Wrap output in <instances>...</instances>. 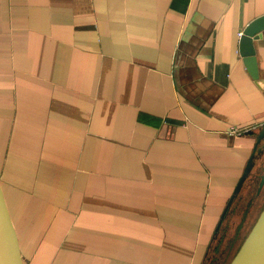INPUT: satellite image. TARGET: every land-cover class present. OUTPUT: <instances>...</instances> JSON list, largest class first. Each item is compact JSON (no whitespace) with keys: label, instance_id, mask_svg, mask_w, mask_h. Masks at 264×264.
Returning a JSON list of instances; mask_svg holds the SVG:
<instances>
[{"label":"crops","instance_id":"obj_1","mask_svg":"<svg viewBox=\"0 0 264 264\" xmlns=\"http://www.w3.org/2000/svg\"><path fill=\"white\" fill-rule=\"evenodd\" d=\"M262 15L264 0H0V189L24 264L210 263L248 163L264 176V89L239 48ZM254 43L264 79V30Z\"/></svg>","mask_w":264,"mask_h":264},{"label":"water","instance_id":"obj_2","mask_svg":"<svg viewBox=\"0 0 264 264\" xmlns=\"http://www.w3.org/2000/svg\"><path fill=\"white\" fill-rule=\"evenodd\" d=\"M264 30V15L253 20L240 38V53L253 78L264 89V79L259 72L255 36ZM249 133H254L250 130ZM253 160L248 163L235 191L225 208L217 230L226 217L235 199L239 196L253 169ZM264 184V177L262 179ZM261 189V188H260ZM0 264H24L17 239L0 189ZM229 264H264V209Z\"/></svg>","mask_w":264,"mask_h":264},{"label":"rangeland","instance_id":"obj_3","mask_svg":"<svg viewBox=\"0 0 264 264\" xmlns=\"http://www.w3.org/2000/svg\"><path fill=\"white\" fill-rule=\"evenodd\" d=\"M260 212L261 210H254L249 213L244 205L232 209L230 217L224 221L223 229L220 230L217 240L213 243L209 264H228L231 261Z\"/></svg>","mask_w":264,"mask_h":264},{"label":"flooded vegetation","instance_id":"obj_4","mask_svg":"<svg viewBox=\"0 0 264 264\" xmlns=\"http://www.w3.org/2000/svg\"><path fill=\"white\" fill-rule=\"evenodd\" d=\"M264 177V176H263ZM263 177H256V175H255V177H252L251 176V178H249V180H247V182L248 181H251V182H253V184H249V185H253V186H250L252 189H251V191L250 192H245V197L243 198V200L241 201V202H237V203H235L234 204V206L229 210V212L227 213L228 215H226V218H225V220L226 219H228L229 217H230V214H231V212H232V209H236V208H238V207H240L241 205H244L245 206V209H248V211H249V213H252L254 210L255 211H258V210H262V209H255V208H253L252 206H253V204H252V198H254V196L256 197V196H258V198H260L261 196H262V194H263V197H262V200L261 201H263V206H264V190H263V188H264V184H263V186H262V188L260 189V188H258L259 186H260V184H261V181H262V179H263ZM257 192H258V195H257ZM241 198V197H240ZM251 200V201H250ZM248 201V202H247ZM261 201L259 202V203H261ZM255 206V205H254ZM246 216L248 217V215L246 214ZM247 217H246V219H247ZM224 220V221H225ZM223 226V225H222ZM221 229H223L222 227H221Z\"/></svg>","mask_w":264,"mask_h":264},{"label":"built area","instance_id":"obj_5","mask_svg":"<svg viewBox=\"0 0 264 264\" xmlns=\"http://www.w3.org/2000/svg\"><path fill=\"white\" fill-rule=\"evenodd\" d=\"M242 34H243V33L241 32V33H240V36H242ZM249 130H250V128H248V127H244V128L233 127V128L231 129V132H232L233 134H236V135H243V134L249 132Z\"/></svg>","mask_w":264,"mask_h":264},{"label":"trees","instance_id":"obj_6","mask_svg":"<svg viewBox=\"0 0 264 264\" xmlns=\"http://www.w3.org/2000/svg\"><path fill=\"white\" fill-rule=\"evenodd\" d=\"M263 209H264V208H263ZM263 209H262V210H263ZM262 210H261V212H262ZM261 212H260V214H261ZM260 214H259V215H260ZM258 217H259V216H258ZM257 219H258V218H257ZM256 221H257V220H256ZM256 221H255V222H256ZM254 224H255V223H254ZM254 224H253V226H254ZM253 226H252V227H253ZM252 227H251V229H252ZM251 229H250V230H251ZM249 232H250V231H249ZM249 232H248V234H249ZM248 234H247V235H248ZM247 235H246V237H247ZM246 237H245V238H246ZM245 238L243 239V241L245 240ZM243 241L241 242L240 246L242 245ZM240 246L238 247L237 251L239 250ZM237 251H236V253H237ZM236 253H235V254H236ZM232 259H233V258H232ZM232 259H231V260H232ZM230 262H231V261H230ZM230 262H229V263H230ZM229 263H228V264H229Z\"/></svg>","mask_w":264,"mask_h":264}]
</instances>
